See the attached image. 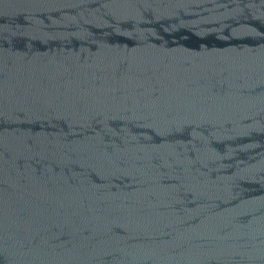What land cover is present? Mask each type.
<instances>
[{
  "label": "water",
  "instance_id": "95a60500",
  "mask_svg": "<svg viewBox=\"0 0 264 264\" xmlns=\"http://www.w3.org/2000/svg\"><path fill=\"white\" fill-rule=\"evenodd\" d=\"M0 264H264V0H0Z\"/></svg>",
  "mask_w": 264,
  "mask_h": 264
}]
</instances>
